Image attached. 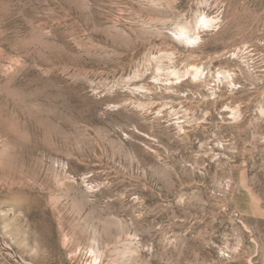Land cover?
Segmentation results:
<instances>
[{"label":"rangeland","instance_id":"obj_1","mask_svg":"<svg viewBox=\"0 0 264 264\" xmlns=\"http://www.w3.org/2000/svg\"><path fill=\"white\" fill-rule=\"evenodd\" d=\"M224 2L225 15L232 17L225 38L239 32L254 41L264 40L259 31L264 28V0ZM118 3L121 0H94L89 15L73 12L70 23L106 45L103 33L118 26L114 16ZM181 6L192 13L197 10L193 0H182ZM42 7V0H0V72L12 60L29 59L33 26ZM158 15L166 18L163 12ZM63 32L64 27L58 26L60 39ZM170 45L168 39L137 45L117 67L123 71L131 65L140 55L137 48L147 47L150 55ZM220 47L212 38L205 48L182 51L181 59L198 55L203 60ZM254 50L264 47L257 44ZM66 67L71 76L81 63L72 61ZM151 67L154 71V62ZM35 75L30 71L26 79ZM240 82L244 88L239 98L254 99L239 126L222 125L216 115L219 103L201 102L206 93L190 78L170 86L174 93H165V86H160L154 99L170 100L174 107L182 103L197 118L204 111L212 113L207 124L192 125L187 137H174L162 133L157 122L141 123L123 108L98 115V104L89 94L99 85L54 75L44 92L53 113L49 119L70 137L65 142L54 135L53 146L37 129L19 161L0 160V264H87L93 240L103 252L102 264H202L206 258H217L215 247L205 242L218 243L232 220L241 216L254 238L264 243V219L243 215L264 199V117L255 110L264 85L249 91L254 80L246 72ZM122 95L107 99L119 102ZM10 113L8 99L0 94V138L9 134ZM133 124L139 133L156 129L160 146L132 131ZM116 128L127 132L129 139L121 143ZM72 136L78 141L73 142ZM84 184L90 189L85 190ZM77 248L82 249L80 254L70 257ZM218 259L220 264H244L243 259Z\"/></svg>","mask_w":264,"mask_h":264},{"label":"clouds","instance_id":"obj_2","mask_svg":"<svg viewBox=\"0 0 264 264\" xmlns=\"http://www.w3.org/2000/svg\"><path fill=\"white\" fill-rule=\"evenodd\" d=\"M42 3L43 7L37 13L33 26L35 35L29 59L12 60L0 72L3 77L0 80V94L6 96L11 109L9 134L0 138V160L19 161L23 148L31 143L37 129L53 146L54 135L62 141L69 140L70 134L58 131L49 119L53 113L47 106L44 92L47 82L54 75L99 85L89 94L90 100L98 104V115L123 108L135 113L141 123L157 122L162 133L167 131L174 137H187L193 130L192 125L198 127L207 124L212 113L204 111L197 118L182 103L174 107L170 100L154 99L153 95L161 91L160 86H165V93H174L176 89L170 86L180 85L190 78L193 85L202 86L206 93L200 96L201 102H212L213 106L219 103L216 115L222 125L239 126L245 120L246 107L254 99L239 98L244 88L240 82L241 75L244 72L252 75L254 82L249 83V91L256 90L258 84L264 85V67H261L264 66V51L254 50L257 44L264 47V40L254 41L239 32L225 38L232 17L225 15L224 0H193L197 5L194 13L181 6L182 0H121L115 5L114 13L118 26L114 24L103 33L108 42L106 45L96 43L89 32L70 23L73 12L82 17L89 15L94 0H84L83 6L81 0H42ZM160 12L165 13L166 18H160ZM58 26L64 27L63 39L57 35ZM259 31L264 33V28ZM212 38L221 45L218 51L203 60L198 55L181 59L182 51L195 52L205 48ZM161 39H168L171 45L164 50H153L150 55L146 54L147 47L142 50L137 48L140 55L131 65H125L123 71L117 67L126 61L133 47ZM188 60L197 62L188 63ZM229 60L237 63L230 64L227 62ZM72 61L80 62L81 67L70 76L66 64ZM153 62L154 71L151 67ZM90 64L97 67L92 68ZM33 70L36 75L26 79ZM118 92L125 94L119 102L107 99ZM258 94L255 110L264 117V90ZM179 95L187 96L188 93L180 92ZM131 130L139 133L135 124ZM115 131L123 137L121 143L129 139L128 133L122 129L116 128ZM139 134L160 146L156 129ZM71 139L78 141L77 136ZM213 159H216L215 155ZM90 175H84L83 179L87 180ZM83 187L90 189L88 184ZM243 215L264 219V199L257 201L256 206ZM205 244L215 247L217 258H206L202 264H220L219 257L235 261L243 259L244 264H264V243L254 238L253 229L243 216L232 220L230 229L222 234L218 243L210 239ZM81 251V248H77L69 255L78 256ZM258 255L259 260H254ZM87 256V264H102L103 252L98 250L95 240L90 242Z\"/></svg>","mask_w":264,"mask_h":264},{"label":"bare ground","instance_id":"obj_3","mask_svg":"<svg viewBox=\"0 0 264 264\" xmlns=\"http://www.w3.org/2000/svg\"><path fill=\"white\" fill-rule=\"evenodd\" d=\"M10 209H12V207H10ZM26 264H33V263H31V262H26Z\"/></svg>","mask_w":264,"mask_h":264}]
</instances>
